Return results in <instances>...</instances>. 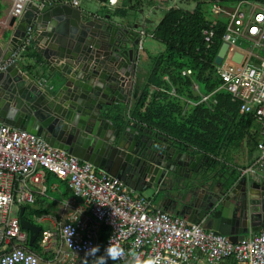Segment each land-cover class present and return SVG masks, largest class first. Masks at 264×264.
<instances>
[{
    "label": "built area",
    "instance_id": "1",
    "mask_svg": "<svg viewBox=\"0 0 264 264\" xmlns=\"http://www.w3.org/2000/svg\"><path fill=\"white\" fill-rule=\"evenodd\" d=\"M8 1L10 17L19 18L34 0ZM39 1L44 5L52 0ZM98 1L113 10L118 4V0ZM183 1L186 5L197 2ZM70 2L76 8L79 5V0ZM202 2L211 15H205L208 25L201 30L205 53L216 46V35L221 31L212 62L221 84L204 93L191 78V70L185 68L181 76L193 85L192 98L181 100L188 106L203 105L213 110L217 95L223 92L238 104L240 113L254 119L260 155L240 172L256 177L258 169L264 167V0ZM147 37L154 38V34L147 35L143 29L137 32L136 64ZM33 40L29 28L18 50L25 51ZM223 44L226 51L216 64ZM236 55L241 56L239 61ZM16 58L17 51L0 64V73L16 65ZM160 90L176 97L168 76ZM126 119L136 125L130 107ZM48 176L63 181L71 197L61 201L49 198L58 204L59 211L33 217L40 231L31 247L29 233L20 227L19 211L23 207L25 213L39 198L47 197L52 189ZM95 245L101 252L115 245L124 250L123 256L108 264H264V224L252 236L232 242L225 235L205 230L202 224L152 210L146 198L131 194L118 178L97 172L92 163L52 148L32 133L0 122V264H92L93 258L85 252ZM35 246L38 251H32Z\"/></svg>",
    "mask_w": 264,
    "mask_h": 264
},
{
    "label": "water",
    "instance_id": "2",
    "mask_svg": "<svg viewBox=\"0 0 264 264\" xmlns=\"http://www.w3.org/2000/svg\"><path fill=\"white\" fill-rule=\"evenodd\" d=\"M29 28L34 38L42 33L46 44L54 47V65L66 74L64 91L74 90H70V95L54 96L41 90L31 73L22 72L17 64L10 65L0 73L8 103L7 123L84 162L96 164L108 153H115L113 161L135 168L150 181L156 177L164 179L167 173L176 171L187 172L184 174L187 177L195 173L198 180L201 168L195 167V162L189 163V155L185 158L180 151L162 144L145 146L138 142V132L123 149L120 142L126 141L125 135L132 128L127 126L120 133L102 112L103 106L124 100L118 93L125 97L130 94L137 71L135 54L129 46V41L137 44L134 32L128 35L127 30L120 31L98 19L87 20L78 8L69 4L52 6L32 1L22 16L12 18L0 33V64L17 50ZM225 51L223 44L216 64H220ZM240 59L241 56H235L236 61ZM228 195L220 202L219 216H208L211 223L208 228L236 242L244 239L248 229L256 227L258 231L264 224V185L244 177ZM19 224L29 233V245L33 247L40 227L24 217L23 207L19 211Z\"/></svg>",
    "mask_w": 264,
    "mask_h": 264
},
{
    "label": "crops",
    "instance_id": "3",
    "mask_svg": "<svg viewBox=\"0 0 264 264\" xmlns=\"http://www.w3.org/2000/svg\"><path fill=\"white\" fill-rule=\"evenodd\" d=\"M34 1H36L38 4L40 3L38 0ZM70 1L71 0H52L50 5L56 6L62 3L71 5ZM84 1L86 0H79V5L77 8L82 12V15L87 20L98 19L112 27H116L120 31L127 30L128 35L129 33L134 32L137 36L138 30L143 29L147 31L146 27L150 26V24H152L153 28L150 33L153 34L155 28L164 15L163 14L162 17H159L156 20L151 18V15L154 14V10H157V8L161 7L158 4V0H150L152 1L151 7L144 10L143 13L136 12V10H131L132 23L125 24L124 20L128 16L126 10L129 9L124 5L122 7L119 1L114 10L108 9L106 6H102L98 0H96L97 2L93 4L94 7L89 5V7L92 9L91 10L89 7L83 5ZM44 5L49 4L46 3ZM9 8L10 2L8 0H0V33H2L4 29L7 28L9 22L12 19L9 15ZM99 24L101 25V23ZM134 25H136V28H133ZM43 35L44 34L39 33V38L35 36L33 42L25 51H19L17 48V66L22 72L31 73L37 82H39L41 90L46 91L54 96L58 94L70 95V90H74V88L69 89L68 92L64 91V87L67 83L65 77L66 74H64L62 69H59L54 65L55 49L53 46L51 47V45L46 44V38ZM150 40L154 41L150 42L148 46L151 53L155 55L157 54L156 56L160 55L164 50V46L162 44L160 45V42L158 43L155 38H150ZM129 46L135 54L136 46L133 45V42L129 41ZM144 50L145 49H143V51ZM156 56H149V59L152 61V63ZM139 70H141V73H146L143 68L139 69L137 64V73ZM137 73L135 75L129 96L125 97L122 92L118 93L119 98L120 96L124 97L123 101L119 100L118 103L113 102L112 104L105 105L102 108V112L112 122L113 127L120 130V133H122L127 126L131 125L126 119L127 108L131 107L133 102L136 101V97L138 96V92H136V88L138 87L137 83H144V79L147 76L145 75L141 78H138ZM4 87V83H0V122L10 127L20 129L11 123H7L8 119L5 116V112L7 110L8 103L6 99H4L3 95ZM130 127L133 131L131 130V132L125 135L127 138L126 141L120 142V145L123 146V149H126L127 146H129V142L132 141L133 137H135L136 133L138 132L137 135L140 136L138 142L145 144V146L155 147V144L170 146L171 148L180 151L184 157L189 155V163L192 164L195 162V167L199 169L201 168V172H199L198 175V180H196L195 173L191 172L187 177V175L184 176V174H187V172L185 173V171H181L179 173L176 171L175 173H167L164 179L156 177L150 181L148 178H145L143 175H141L139 171L137 172L135 168H131L130 166L124 167L122 164L118 165V163L113 161L115 153H108L106 157L99 159L98 163H92L97 172H104L110 176L118 178L126 185L128 191L131 194H136L146 198L150 202L152 210H160L170 214L171 216L182 218L188 223L202 224L205 230H212L208 228V226L211 224L207 220V218H209L208 216H219L221 206L220 202L225 196L230 197L228 193L239 179L241 180V178L246 177L248 180H255L259 184L264 185V167L258 169L256 177L250 174L242 175L240 170L247 169L251 165L243 166L240 164L238 166H233L231 163H228L229 160L221 159L220 156H210V158L213 159V162H209V165L204 166V163L207 162V160L203 155L196 153L195 150L191 148H184L183 146L181 148L180 144H178L176 141L157 131L149 130L136 125H131ZM254 132L257 135L255 130ZM259 140L260 138L258 137L257 142H259ZM246 141L247 137L238 142L237 145H245L246 151L244 152L246 156H254L257 159L260 155L259 151L257 148L253 151H250L246 145ZM236 149L237 146L232 150L234 151ZM104 155H106V153ZM200 155L202 156L201 159H199ZM234 177H236V179H234ZM61 182L63 181L59 179L57 180L55 177H51L48 181L50 188H56L55 191H52L51 189L52 195L56 196V199H54L56 201H61L71 197V193L69 197L65 196V183ZM256 232V227H254V230L248 229V231L244 234V238H248ZM225 264H232V262L227 261Z\"/></svg>",
    "mask_w": 264,
    "mask_h": 264
},
{
    "label": "trees",
    "instance_id": "4",
    "mask_svg": "<svg viewBox=\"0 0 264 264\" xmlns=\"http://www.w3.org/2000/svg\"><path fill=\"white\" fill-rule=\"evenodd\" d=\"M195 1L192 9H167L155 28L154 38L164 46V50L154 58L153 66L145 78V86L130 107V116L136 121V126L164 134L180 144L181 148H191L203 155L209 163L213 162L210 156L227 157L228 152L245 137L247 147L253 151L259 135L257 133V137L254 132H257L254 119L249 114L240 113L238 104L231 102L229 95L223 92L217 95V105L213 110L203 105L192 107L181 102V98H192L193 85L189 83V78L181 76V70L185 68L191 70V78L204 93L221 84L212 65L220 44L221 31L217 32L216 46L211 52L205 53L201 35V30L208 25L205 4L202 0ZM166 76L170 79L176 97L160 90L162 78ZM150 87L159 89L150 91ZM50 178L48 176L47 181ZM65 189L67 194L69 189L66 185ZM49 211L43 204L37 209L26 208L28 217L25 218H38ZM32 251H38L37 246Z\"/></svg>",
    "mask_w": 264,
    "mask_h": 264
},
{
    "label": "rangeland",
    "instance_id": "5",
    "mask_svg": "<svg viewBox=\"0 0 264 264\" xmlns=\"http://www.w3.org/2000/svg\"><path fill=\"white\" fill-rule=\"evenodd\" d=\"M119 3L124 6H127L128 9L130 10H126L127 11V18L124 20V23H132L131 21V10H136V12H141L143 13L144 10L148 9L149 7H151L152 5V1L150 0H118ZM97 1L96 0H89V1H84L83 5H85L86 7H89V5L91 7H94L93 4H95ZM158 4L161 8H157V10H154V14L151 15V18H154L155 20L158 19L159 17H162V15L165 13V11L167 9H169L170 7H174V6H178L180 8H186V9H192L194 7V4L195 3H191V2H188V5H186L184 3L183 0H158ZM158 4H157V7H158ZM90 8V7H89ZM91 9V8H90ZM92 10V9H91ZM205 15L207 18H211V15L209 13V11L207 9H205ZM124 24V25H125ZM133 28H136V25L133 26ZM147 31L144 30L147 35H150L152 33H150V31L153 30L152 28V24H150V26H147L146 27ZM139 31V30H138ZM150 42H154L152 40H150L149 37H147L144 41V51H141L138 55V68L139 69H142L144 71H146V73L148 74V72L151 70L152 66H153V63L152 61L149 59V56H156L155 54H152L150 49H149V44ZM159 43V42H158ZM161 45V43H160ZM137 73V71H136ZM144 73V72H143ZM141 73V70L138 71L137 73V76L138 78H141L142 76H145L147 75L146 73ZM164 78H162L163 82H164ZM138 84V87L136 88V92H138V94L142 91L143 89V86H145V79H144V83H137ZM140 84V85H139ZM159 88H153V87H150V91H153V90H158ZM181 102H184L181 100ZM134 103V102H133ZM246 151V148H245V145L243 144H239L237 145V149L236 150H231L228 152V156L227 157H221V159H224V160H229L228 163H231L233 166H238V165H243V166H249V165H252L255 161V157L252 156H246L245 152ZM58 180V179H57ZM63 183V182H61ZM65 186V184H64ZM66 197H69L70 196V193L69 191H67V194L65 195ZM49 198L51 199H56V196H53L52 195V192L49 191L47 193V197H41L39 198L40 201L36 202L34 205L31 206V208L33 209H37L38 207H40L41 204H43V207L47 209L48 212V215H54L56 214L58 211H59V207H58V204L56 202H53V201H50ZM40 202H42L40 204ZM56 212V213H55ZM25 217H28V213H25ZM30 221H32V223H36L35 219L33 217H30L29 218Z\"/></svg>",
    "mask_w": 264,
    "mask_h": 264
},
{
    "label": "clouds",
    "instance_id": "6",
    "mask_svg": "<svg viewBox=\"0 0 264 264\" xmlns=\"http://www.w3.org/2000/svg\"><path fill=\"white\" fill-rule=\"evenodd\" d=\"M97 253L100 254L97 255ZM85 254L87 257L93 258L92 264H108L109 260H118L125 253L124 250L119 247V245L106 247L104 248L103 252H101L99 245H95L88 248ZM147 264H152V261H148Z\"/></svg>",
    "mask_w": 264,
    "mask_h": 264
},
{
    "label": "flooded vegetation",
    "instance_id": "7",
    "mask_svg": "<svg viewBox=\"0 0 264 264\" xmlns=\"http://www.w3.org/2000/svg\"><path fill=\"white\" fill-rule=\"evenodd\" d=\"M202 165H203V164H202ZM207 165H209V164H208L207 162H205V163H204V166H207Z\"/></svg>",
    "mask_w": 264,
    "mask_h": 264
},
{
    "label": "snow or ice",
    "instance_id": "8",
    "mask_svg": "<svg viewBox=\"0 0 264 264\" xmlns=\"http://www.w3.org/2000/svg\"><path fill=\"white\" fill-rule=\"evenodd\" d=\"M255 31V30H254Z\"/></svg>",
    "mask_w": 264,
    "mask_h": 264
}]
</instances>
